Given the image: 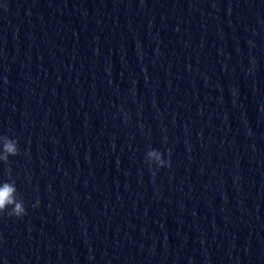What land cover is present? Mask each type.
Returning <instances> with one entry per match:
<instances>
[{
	"label": "clouds",
	"instance_id": "obj_1",
	"mask_svg": "<svg viewBox=\"0 0 264 264\" xmlns=\"http://www.w3.org/2000/svg\"><path fill=\"white\" fill-rule=\"evenodd\" d=\"M3 141L2 149H0V162L9 163L10 156H17L19 154L18 141L10 139L7 136H0ZM169 159H164V153L157 149H149L146 153L145 159L150 166L154 165L158 170L164 167H170L171 151L168 153ZM8 174L11 175V169H8ZM17 188L15 182H3L0 185V216L7 215L8 217H15L17 219L23 218L27 215L24 200L17 198ZM39 203V202H37Z\"/></svg>",
	"mask_w": 264,
	"mask_h": 264
}]
</instances>
